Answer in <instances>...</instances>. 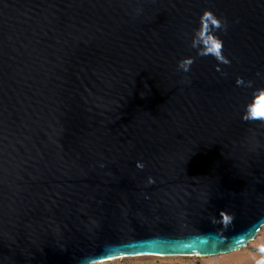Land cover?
I'll list each match as a JSON object with an SVG mask.
<instances>
[{
	"label": "water",
	"instance_id": "1",
	"mask_svg": "<svg viewBox=\"0 0 264 264\" xmlns=\"http://www.w3.org/2000/svg\"><path fill=\"white\" fill-rule=\"evenodd\" d=\"M262 89L264 0H0V264L247 246Z\"/></svg>",
	"mask_w": 264,
	"mask_h": 264
},
{
	"label": "rangeland",
	"instance_id": "2",
	"mask_svg": "<svg viewBox=\"0 0 264 264\" xmlns=\"http://www.w3.org/2000/svg\"><path fill=\"white\" fill-rule=\"evenodd\" d=\"M264 260V233L239 250L215 255H136L92 264H257Z\"/></svg>",
	"mask_w": 264,
	"mask_h": 264
},
{
	"label": "clouds",
	"instance_id": "3",
	"mask_svg": "<svg viewBox=\"0 0 264 264\" xmlns=\"http://www.w3.org/2000/svg\"><path fill=\"white\" fill-rule=\"evenodd\" d=\"M212 19V22L216 24L215 18L212 16L211 12L205 13L203 17V22L207 24L209 19ZM221 47V45H220ZM220 49V48H219ZM213 54L218 56L219 59L224 60V57L220 54L219 50L212 49ZM191 59H184L180 62L179 68L183 71L187 72L190 70V65L192 64ZM261 95L264 96V89L260 90ZM246 119H261L264 118V104H262L258 109L252 110L251 108L248 109L247 115L245 117ZM138 167H143V164L138 162ZM233 219V217L230 214H227V220L224 219L221 221L224 223L225 228H227L228 223ZM255 232L264 233V222L261 223V227L258 229H255ZM254 238V234L251 231V229L245 230L244 232L237 233L231 237H229L226 234H219L217 237H215V240L213 243L217 247V249L220 248H237L242 247L244 244H246L249 240ZM89 264H92V262H89ZM257 264H264V260L258 261Z\"/></svg>",
	"mask_w": 264,
	"mask_h": 264
},
{
	"label": "snow or ice",
	"instance_id": "4",
	"mask_svg": "<svg viewBox=\"0 0 264 264\" xmlns=\"http://www.w3.org/2000/svg\"><path fill=\"white\" fill-rule=\"evenodd\" d=\"M219 48H220V44L219 43H215L214 49L219 50Z\"/></svg>",
	"mask_w": 264,
	"mask_h": 264
}]
</instances>
